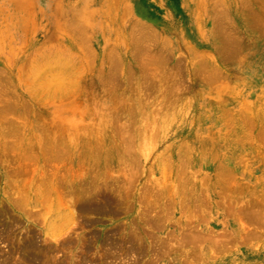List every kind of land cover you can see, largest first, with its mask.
<instances>
[{
  "label": "rangeland",
  "instance_id": "obj_1",
  "mask_svg": "<svg viewBox=\"0 0 264 264\" xmlns=\"http://www.w3.org/2000/svg\"><path fill=\"white\" fill-rule=\"evenodd\" d=\"M29 239L264 264V0H0V253Z\"/></svg>",
  "mask_w": 264,
  "mask_h": 264
},
{
  "label": "bare ground",
  "instance_id": "obj_2",
  "mask_svg": "<svg viewBox=\"0 0 264 264\" xmlns=\"http://www.w3.org/2000/svg\"><path fill=\"white\" fill-rule=\"evenodd\" d=\"M130 177V176H129ZM101 196V195H99ZM101 197H96V204L94 205H88V206H84L82 207V210H86L88 212H94V213H99V212H104V211H107L109 209V207H112V202L113 200L110 199V198H107V197H103L102 199H100ZM92 199V198H91ZM94 201V200H93ZM115 203V202H114ZM80 207V206H79ZM258 207V206H257ZM81 209V207L79 208ZM113 209V208H112ZM110 211V209H109ZM84 213V212H83ZM260 216V214H259ZM68 221V216L66 215H61L57 222H56V226L57 227H62L61 225L62 224H65L66 222ZM152 223V221H151ZM263 226V225H262ZM159 228V227H158ZM55 230V229H54ZM54 230L52 232H54ZM190 232V231H189ZM53 234V233H52ZM199 234V233H198ZM196 234V235H198ZM53 236V235H52ZM134 236V235H133ZM184 236V235H183ZM137 238V236L135 237ZM134 238V239H135ZM195 238V237H194ZM53 240H55V242H60L59 239H54L52 238ZM138 239V238H137ZM199 239V238H198ZM28 240V239H27ZM32 240V239H31ZM29 239V242L28 241H23V243L19 244L17 248V250H19V252H22L23 253L21 254V264H34V261L35 262H40V259H39V256L41 257H44L45 258V262H43L42 264H56V259H55V256L52 255L53 254V251H52V248L50 246H43V247H40V246H37L35 243H31V241ZM63 240V239H62ZM190 240V239H189ZM196 240V239H195ZM33 241V240H32ZM64 241V240H63ZM133 240L129 241L130 243V248L132 249L134 247V244H133ZM108 243V242H107ZM152 243V242H151ZM106 244V243H105ZM47 245V244H46ZM59 246L56 247V250H59L60 248H65L67 246L70 245V243H68L67 241L64 243L63 242H60L58 244ZM119 245V244H118ZM106 246V245H105ZM110 246V245H109ZM153 247V246H152ZM140 248V247H139ZM156 248V247H155ZM121 250V249H120ZM142 250V249H141ZM25 251V252H24ZM122 251V250H121ZM162 251V250H161ZM36 253V254H33ZM125 252V251H123ZM13 253H14V247L11 249V252H8L6 256H4L2 253H0V264H17V261H14L13 259ZM106 253V252H105ZM132 253V252H131ZM130 254V253H129ZM105 256H107L106 258H110L111 262H106L107 264H115V262L113 260L116 261V259H118L119 257L122 256V254H118V252L116 251H109L108 253L105 254ZM155 256V255H154ZM118 257V258H117ZM55 259V260H54ZM34 260V261H33ZM153 260V259H152ZM154 261V260H153ZM152 261V262H153ZM84 264V263H82Z\"/></svg>",
  "mask_w": 264,
  "mask_h": 264
}]
</instances>
